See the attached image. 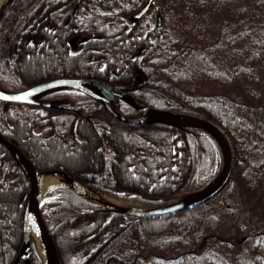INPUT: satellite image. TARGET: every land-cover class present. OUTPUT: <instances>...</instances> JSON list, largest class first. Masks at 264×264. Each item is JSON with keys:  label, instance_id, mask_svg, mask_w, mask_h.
Listing matches in <instances>:
<instances>
[{"label": "trees", "instance_id": "1", "mask_svg": "<svg viewBox=\"0 0 264 264\" xmlns=\"http://www.w3.org/2000/svg\"><path fill=\"white\" fill-rule=\"evenodd\" d=\"M146 1L7 0L0 10V87L93 79L151 109L191 112L225 131L233 176L210 197L151 218L109 210L57 187L41 211L60 263L264 264V217L254 220L246 205L258 197L264 204V0L255 2L251 28L230 35L218 54L211 51L215 19L232 15L238 0H154L133 21ZM38 100L53 106L0 101V132L38 171L61 170L96 191L153 206L219 174V145L204 131L127 123L68 89ZM113 107L123 115L133 111L121 100ZM28 188L23 168L0 144V264H44L32 237L28 257L23 252ZM240 234L248 245L245 259L232 257L239 242L230 236Z\"/></svg>", "mask_w": 264, "mask_h": 264}, {"label": "water", "instance_id": "2", "mask_svg": "<svg viewBox=\"0 0 264 264\" xmlns=\"http://www.w3.org/2000/svg\"><path fill=\"white\" fill-rule=\"evenodd\" d=\"M154 0H147L141 9L131 15V19L135 22L140 21L150 10ZM6 2V1H5ZM5 3L0 1V10ZM158 23H161V18L158 17ZM140 82V77H138ZM103 86L108 90L111 97H106L95 91L91 86ZM57 89H68L80 92L91 99H94L100 103L118 120L127 123H160L165 125H175L179 127H192L195 130L204 131L208 133L212 138H214L220 148L222 166L219 174L215 179L201 192V195L196 199H185L170 201L163 205L152 206L147 209H109L120 211L128 216L137 218H151L164 216L168 214H173L179 212L196 202H200L208 197H210L215 192L222 189L226 184L228 179L231 177L233 169V151L232 145L226 135L225 131L216 123L203 117H198L199 119H192L191 117H177L170 115V111L154 110L147 107L145 104L137 101L134 96L128 92L120 90L118 88L112 87L101 81L93 79H81V78H55L46 80L37 84H34L26 89L22 90H8L0 87V101L6 103H16V104H30L39 105L43 107L50 108L53 106L51 102L39 101L38 98L45 93H48ZM29 93H31L29 95ZM123 101L132 107L134 110L143 114L146 117L143 118H131L123 115L115 110L113 107V102ZM0 144L5 146L15 157L18 163L23 168L27 179L29 181L28 188V198H27V215L24 226V242H23V252L25 256L28 257V249L31 238L30 224H32L40 238L43 241L44 246L49 252L48 260L43 261L44 264H61L56 249L54 239L49 231L47 223L43 217L41 211V202L37 199L38 191V173H45L52 170L38 171L34 167L32 161L26 154V152L16 143L9 140L0 132ZM18 157L22 159L25 168L19 162ZM60 171V170H59ZM64 173V172H63ZM67 175V174H66ZM68 176V175H67ZM70 180H74L68 176ZM75 191L84 196L77 189L72 187ZM88 199V198H87ZM106 208V207H105ZM108 209V208H106ZM33 236V235H32Z\"/></svg>", "mask_w": 264, "mask_h": 264}, {"label": "rangeland", "instance_id": "3", "mask_svg": "<svg viewBox=\"0 0 264 264\" xmlns=\"http://www.w3.org/2000/svg\"><path fill=\"white\" fill-rule=\"evenodd\" d=\"M5 1H7V0H5ZM5 1H4V3H5ZM255 2H256V0H238L237 3L234 6V9L232 11V15H229V13H231V12H229L228 14L225 12L224 14H222L221 16H219V17H217L215 19V22H214V25H213V30L211 32V37H210L211 41L214 43L213 49L211 50V51H213V54L214 53H216V54L221 53L220 49L222 48V46L225 45L224 44L225 40H228V37L230 35L231 36L232 35H236L238 33V31L240 33L241 31H243L246 28H251V27H246V26L249 23H253L252 20L254 19ZM153 21L155 22V20H153ZM259 24L261 25L260 29H264V22L263 23L259 22ZM192 45L194 46L195 43L192 42ZM208 51L209 50H204V52H208ZM202 52L203 51H201L200 55H202ZM213 61L215 62V61H218V60L214 59ZM263 78H264V75H263ZM258 91H261V90L258 89ZM263 102H264V99H263ZM170 113L184 115L185 117H189L190 115L196 116L197 118L200 117V116H198L196 114H193L191 112H182V111H174L173 110V111H170ZM128 117H131V118H143V117H146V116H144L143 114L139 113L136 110H133L128 115ZM259 130H261V128ZM261 134H262V136L261 135H259V136L262 137L263 140H264V131ZM219 150H220V148H219ZM232 151H233V149H232ZM58 154L60 155V153H58ZM220 156H221V153H220ZM233 159H234V154H233ZM221 166H222V159H221ZM50 170H56V169H50ZM44 171H46V170H44ZM231 176H233V173L231 174ZM212 181L213 180L207 181V182L202 183V184L196 183L194 181L191 184V186L188 188L187 191H185L181 196H179L178 198H176V199H174L172 201L185 200V199H196V198H198L201 195V192L203 191V189H205V187H207ZM57 187H65V188H71L72 189V187L69 186V185L52 186L49 189L48 194L45 197H43V199L41 201V204H43L44 202L48 201L49 199H51L52 197H54L56 195V193L54 194V190ZM108 196H110V195H108ZM261 196H263V195H261ZM111 197H113V196H111ZM113 198H116V197H113ZM116 199L126 201L129 204V206H131V208H129V209H147V208H150V207L153 206V205L148 204V203L139 202L131 195L130 196H126L124 198H120V199L116 198ZM93 202L94 201H92V203ZM94 204L100 205L102 207H106V206L102 205L99 202H94ZM246 205H247L248 208L251 209L252 218L254 220H258L261 215L264 217V206H263L264 204H261V197H258L252 203H247L246 202ZM106 208H108V207H106ZM57 220H58V218H56V217L48 219L49 226L52 228L56 224ZM228 230H230V228L229 229L226 228V230H224V232L229 234L230 232H228ZM230 237H235L234 238L235 239V243H236V240H238V242H239V245H235L234 244L231 247L232 250H233V254H232L233 256L232 257L238 255V256L242 257V259L243 258L244 259L247 258L249 256L248 253H247L249 250L247 248L248 245H245L242 242V240L244 239L243 235L240 234L238 236L234 235V236H230ZM33 242L35 244V240L34 239H33ZM35 246H36V244H35ZM217 254L218 253L215 252V255H217ZM222 254L226 256V254L224 252H222ZM205 257H206V255L203 256V258H205Z\"/></svg>", "mask_w": 264, "mask_h": 264}, {"label": "bare ground", "instance_id": "4", "mask_svg": "<svg viewBox=\"0 0 264 264\" xmlns=\"http://www.w3.org/2000/svg\"><path fill=\"white\" fill-rule=\"evenodd\" d=\"M0 1L4 2L5 0H0ZM170 115L177 116V117L184 116V115L174 114V113H170ZM189 117H191L192 119H196V120L199 119L196 116H192V115H190ZM18 160L22 164V166L25 168V165L22 159L18 157ZM38 179H39V184H38V191H37V199L39 202H41L43 197H45L48 194V191L52 186L69 185L77 189L84 196H86L89 200L94 201V202H99L102 205L108 207L109 209H129L131 208V206H129V204L126 201L118 200L104 193L88 188L76 180H70L65 173L59 170H52V171L45 172V173H38ZM30 231L33 235L32 236L33 239L35 240V244L37 247L36 249L39 252V255L44 261H47L49 252L44 246L43 241L40 238L36 228L32 224H30Z\"/></svg>", "mask_w": 264, "mask_h": 264}, {"label": "flooded vegetation", "instance_id": "5", "mask_svg": "<svg viewBox=\"0 0 264 264\" xmlns=\"http://www.w3.org/2000/svg\"><path fill=\"white\" fill-rule=\"evenodd\" d=\"M95 91L99 92L100 94H102L103 96L106 97H111V95L109 94L108 90L105 89L103 86H96L93 87V85L91 86ZM44 102H50V101H44ZM117 102V101H116ZM52 103V102H51Z\"/></svg>", "mask_w": 264, "mask_h": 264}, {"label": "snow or ice", "instance_id": "6", "mask_svg": "<svg viewBox=\"0 0 264 264\" xmlns=\"http://www.w3.org/2000/svg\"><path fill=\"white\" fill-rule=\"evenodd\" d=\"M31 93H29V95H30Z\"/></svg>", "mask_w": 264, "mask_h": 264}]
</instances>
